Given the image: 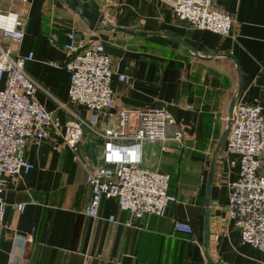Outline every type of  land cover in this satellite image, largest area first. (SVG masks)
Returning a JSON list of instances; mask_svg holds the SVG:
<instances>
[{
  "label": "crops",
  "instance_id": "0c3cea01",
  "mask_svg": "<svg viewBox=\"0 0 264 264\" xmlns=\"http://www.w3.org/2000/svg\"><path fill=\"white\" fill-rule=\"evenodd\" d=\"M104 15V30L93 32L62 0H0V12L23 15L25 35L12 46L25 63V73L38 86L37 101L61 125L91 113L68 104L69 74L64 45L73 33L81 45L101 41L112 70H126L131 85L111 88L119 109L165 110L173 120L168 138L176 132L180 143H142L137 148L140 167L170 176L169 193L176 203L163 218L145 216L124 226L128 214L114 200H103L99 216L87 218L90 190L86 170L73 160L58 135L32 139L25 151L31 171L21 180L2 183L4 219L0 226V264H264V253L242 244L239 232L229 226V186L238 178L235 155L218 153L211 185L208 176L213 155L224 133L229 104L259 103L264 113V0H213L212 7L232 20L229 36L193 30L172 12L176 0H93ZM121 28L145 34L114 32ZM52 41L50 43L49 41ZM99 122L93 128H113ZM93 143V156L101 164L104 144L84 129L80 156L91 165L85 147ZM264 170V156L261 159ZM209 216L205 220V205ZM17 204H24L22 213ZM113 221H109V218ZM175 222L188 224L192 235L174 230ZM194 241L196 243H194Z\"/></svg>",
  "mask_w": 264,
  "mask_h": 264
},
{
  "label": "built area",
  "instance_id": "2783aa9c",
  "mask_svg": "<svg viewBox=\"0 0 264 264\" xmlns=\"http://www.w3.org/2000/svg\"><path fill=\"white\" fill-rule=\"evenodd\" d=\"M29 0H20L26 6ZM213 0H176L172 4L174 16L193 30L208 31L229 36L232 20L224 12L212 7ZM23 15L0 12V226L4 219L2 183L13 178L21 180L32 165L25 158L30 140H47L58 135L62 144L71 150L73 160L81 162L86 170L85 183L90 190V201L85 216L95 220L103 200H114L120 211L128 214L124 226L145 216L163 218L176 197L169 193L170 176L160 171L140 167L137 148L142 143H180L182 136L176 132L168 138L167 129L173 125L170 115L163 109L138 110L115 107L111 88L115 75L119 83L131 85L133 77L126 70L115 74L111 59L101 41L80 44L73 33L67 34L68 43L63 49L66 60L53 64L69 74L68 104L59 109L81 106L91 113L87 122L80 118L61 125L57 118L37 101L39 86L25 73V63L32 54L22 57L12 46H19L25 35ZM52 43V41H49ZM99 122L113 128L95 130ZM84 129L104 144L101 164L91 165L80 156L79 143ZM225 153L238 158L239 173L229 186L227 220L229 226L240 234L242 244L264 253V113L259 103L236 101L231 125L225 141ZM16 210H24L17 204ZM113 221V218H109ZM174 230L192 235L191 227L175 222ZM194 243H196L194 241Z\"/></svg>",
  "mask_w": 264,
  "mask_h": 264
},
{
  "label": "water",
  "instance_id": "95a60500",
  "mask_svg": "<svg viewBox=\"0 0 264 264\" xmlns=\"http://www.w3.org/2000/svg\"><path fill=\"white\" fill-rule=\"evenodd\" d=\"M67 7L73 11L75 14H77L79 16L80 19H82L85 24L87 25V27L89 28V30L93 31V32H98L100 30H104L103 28V24L106 23L105 19H104V15L100 12L98 5L93 1V0H62ZM110 30H113L114 32H121L124 34H128L131 36H145V34L139 33L137 32V29L135 28V30L130 31V30H126V29H121V28H111ZM239 78V85H238V89L236 94L233 96L230 104H229V108H228V119H227V124L224 130V133L219 141V144L217 146V149L213 155L211 164H210V170H209V176H208V189L209 186L211 185L212 182V177H213V170L215 167V162L217 160L218 157V153L227 137L228 134V130L230 128L231 125V118H232V113H233V108L235 106L236 101L239 98V94L241 91V81H240V77ZM93 143H88L85 147V151L87 154V157L94 163L97 164V161L95 160L94 156H93ZM205 220L207 222L208 220V216H209V201H206V205H205Z\"/></svg>",
  "mask_w": 264,
  "mask_h": 264
}]
</instances>
